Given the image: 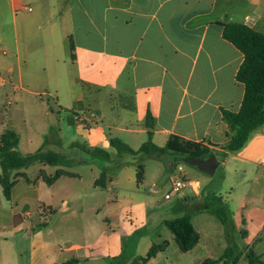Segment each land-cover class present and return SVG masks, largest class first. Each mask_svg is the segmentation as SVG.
<instances>
[{
	"label": "crops",
	"instance_id": "obj_1",
	"mask_svg": "<svg viewBox=\"0 0 264 264\" xmlns=\"http://www.w3.org/2000/svg\"><path fill=\"white\" fill-rule=\"evenodd\" d=\"M226 23L264 33V0H0L5 109L42 108L48 125L41 154L63 158L61 149L81 150L75 143L110 154L106 159L81 150L88 156L78 163L63 158L70 165L36 162L12 172L10 200L0 184V264H117L127 242L160 211L148 189L159 192L166 172L179 164L192 170L188 182L195 189L187 185L188 193L168 212L189 213L200 240L183 252L166 226L169 218L159 219L171 236L145 243L146 255L154 244L168 243L146 264H155L174 241L182 253H206L204 227L215 222L209 216H217L197 210L208 208L213 195L231 203L230 230L245 246L264 244V125L239 151L225 149L233 133L224 111L239 112L245 96L237 81L244 56L223 38L219 24ZM8 122L16 127L13 117ZM150 132L161 148L173 137L208 147L218 169L210 175L188 158L177 160V166L171 162L178 156L144 158L139 183L138 156L119 155L110 141L120 139L137 151ZM17 134L19 150L23 138ZM76 164L79 171L72 170ZM103 168L104 186L98 184ZM58 172L57 180L46 181ZM210 240L218 251L194 264L218 260L238 241L221 246V238Z\"/></svg>",
	"mask_w": 264,
	"mask_h": 264
},
{
	"label": "trees",
	"instance_id": "obj_2",
	"mask_svg": "<svg viewBox=\"0 0 264 264\" xmlns=\"http://www.w3.org/2000/svg\"><path fill=\"white\" fill-rule=\"evenodd\" d=\"M223 29V38L232 43L244 56V62L237 74V81L245 86V96L239 112L224 111V119L229 126L230 132L233 133L229 143L225 149L230 152L239 151L242 149L251 133L264 125V33L259 32L247 25L239 23L219 24ZM75 47L71 43L72 59L76 57L73 54ZM146 124L152 128V117L148 114ZM152 132L149 133V140L137 151L133 150L120 139H111V146L115 148L118 154H131L138 156L137 179L139 183L144 179V166L141 164L144 158L160 159L166 156H174L181 158H201L211 154V150L202 144L186 142L180 138L173 137L163 148L156 146L152 141ZM20 138L19 135L7 130L0 134V165L2 171L0 173V184L3 187L4 195L7 200L11 199L12 188L14 181H11V174L15 170H20L33 165L36 162L46 163L52 166H68L69 161L63 159L55 153L23 155L19 150ZM74 147H78L88 154L101 156L110 159V154L106 151L94 148L89 149L83 145L75 143ZM62 173H56L52 178L46 177L48 183L57 180ZM107 171L102 169L101 180L98 184L105 181ZM104 186V185H103ZM212 204L207 207L198 209L197 212L209 211L227 226L231 227V211L229 207L222 201L221 198L213 195ZM167 228L176 237L177 243L183 252L191 251L200 240V235L195 230L191 215L168 220ZM168 243L153 245L146 257H139L140 264H146L151 259L155 258L158 253L164 251ZM240 254L235 248L229 247L226 252L218 260H206L202 264H238L241 259ZM250 264H264L261 257L255 254H247ZM133 262L132 264H139Z\"/></svg>",
	"mask_w": 264,
	"mask_h": 264
},
{
	"label": "rangeland",
	"instance_id": "obj_3",
	"mask_svg": "<svg viewBox=\"0 0 264 264\" xmlns=\"http://www.w3.org/2000/svg\"><path fill=\"white\" fill-rule=\"evenodd\" d=\"M0 104H2L1 106L3 108V118H1L0 120V122L2 123V125L0 126V132L10 129L14 131L16 130L17 133H21L23 141L22 145L19 148V151L22 154H35L39 152V150H41L42 148L43 144L41 142L44 138L41 136V134L43 132H46V127L48 125L47 119L44 115V112L42 111V108L41 110H38V107H32L31 109L29 108L26 111H21L16 109V107L12 105L9 107V110H7L5 109V106H8V100L6 98H0ZM12 117L16 121L15 128L11 127L10 123L8 122V119H11ZM71 136V133H68V137ZM42 152H45V150L43 149ZM59 152L61 153L63 158L71 159L75 161V163H78L80 159L86 158L88 156L84 154L81 150L76 148L61 149ZM180 159L183 158L179 157L177 159H174L171 164L177 166L178 163L176 162H178L177 160ZM178 166L175 167L177 169H175L174 172H166L163 182L161 183V185H159V192L155 193L153 189H148V194L153 195L156 199L160 201V211L158 213L153 212V223L136 232L134 241L132 240L127 242L125 246L124 256L119 260L117 264H132L133 262L139 263V257L145 256L147 253V247L145 243H147L150 239L158 242V237L160 235L163 236V238L165 239L169 238L168 235L171 236V232L167 228L161 226V224H159L157 220L162 218H169V220L178 218V215H172L171 213H169L168 208L176 206L178 202H180L181 197L184 198V196L188 193V190L187 186H185L180 190L179 193H173V183L175 181L185 183L193 178L191 175V169H188L183 164H179ZM27 168H30V166ZM80 169L81 167L79 164L74 165V167L72 168V170L74 171H79ZM169 193L171 194L172 200L167 202L165 201V195ZM226 205L232 206L231 203H228ZM209 217L214 219L215 222H210L206 225V227H204V234L206 235L204 242L207 240L208 243L206 253H202L200 252V250H195L191 254L182 253L178 245L174 241L173 243H170L167 252L159 256V258L155 261V264H194L195 261L197 262L198 259L203 258L204 256H206V254L215 255V252H217L218 250L213 247V243L210 240L213 238H221V246H223L225 242H229V240L231 239H238L237 244L231 243L229 246L235 248L240 254H242L238 264H250L249 258L247 257L248 253H253L256 256L261 257L264 261V244L259 245L258 247H256V249L252 247H247L241 240V235L234 233L233 229H228L227 236L223 237L221 235V232L223 230L222 224L216 217ZM107 263L113 264V262Z\"/></svg>",
	"mask_w": 264,
	"mask_h": 264
},
{
	"label": "water",
	"instance_id": "obj_4",
	"mask_svg": "<svg viewBox=\"0 0 264 264\" xmlns=\"http://www.w3.org/2000/svg\"><path fill=\"white\" fill-rule=\"evenodd\" d=\"M186 161L210 175H214L219 167V162L217 161L214 154H210L206 157L201 158H188ZM191 199L192 198H190V200Z\"/></svg>",
	"mask_w": 264,
	"mask_h": 264
},
{
	"label": "built area",
	"instance_id": "obj_5",
	"mask_svg": "<svg viewBox=\"0 0 264 264\" xmlns=\"http://www.w3.org/2000/svg\"><path fill=\"white\" fill-rule=\"evenodd\" d=\"M28 10L29 11H32V9L31 8H28ZM187 185H189L190 187H192L193 189H195L194 188V183L193 182H185V183H182V182H180V181H175L174 183H173V193H179L180 192V190L183 188V187H185V186H187ZM171 198V194L169 193V194H167L166 195V199H170Z\"/></svg>",
	"mask_w": 264,
	"mask_h": 264
}]
</instances>
